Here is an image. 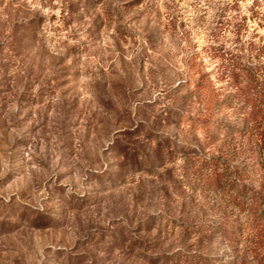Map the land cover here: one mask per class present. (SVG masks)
Segmentation results:
<instances>
[{"label": "rangeland", "instance_id": "1", "mask_svg": "<svg viewBox=\"0 0 264 264\" xmlns=\"http://www.w3.org/2000/svg\"><path fill=\"white\" fill-rule=\"evenodd\" d=\"M247 43L264 0H0V264H264L213 183L256 161L209 107Z\"/></svg>", "mask_w": 264, "mask_h": 264}, {"label": "trees", "instance_id": "2", "mask_svg": "<svg viewBox=\"0 0 264 264\" xmlns=\"http://www.w3.org/2000/svg\"><path fill=\"white\" fill-rule=\"evenodd\" d=\"M246 50L247 53L226 51L217 54L222 59L220 80L225 81L227 87L210 96L209 107L224 108L229 112L232 119L215 123L216 132L223 131L229 139H251L248 156L256 161L247 164L243 160L240 165H230L225 160L223 168L214 171L213 183L218 190H230L229 203L234 212L244 217L242 224L253 229V241L264 245V57L251 43H247ZM255 162L263 169L257 178V186L244 182L242 177L249 173V165L254 167ZM241 223L232 225L228 232L241 231ZM199 264L214 263L202 258Z\"/></svg>", "mask_w": 264, "mask_h": 264}]
</instances>
